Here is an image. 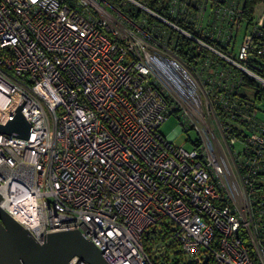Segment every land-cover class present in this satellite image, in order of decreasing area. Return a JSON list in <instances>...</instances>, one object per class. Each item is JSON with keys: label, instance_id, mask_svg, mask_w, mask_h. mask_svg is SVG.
<instances>
[{"label": "built area", "instance_id": "built-area-1", "mask_svg": "<svg viewBox=\"0 0 264 264\" xmlns=\"http://www.w3.org/2000/svg\"><path fill=\"white\" fill-rule=\"evenodd\" d=\"M243 12L0 0V123L21 103L31 122L0 132V206L39 243L80 229L110 264H264V27ZM172 114L190 149L160 132Z\"/></svg>", "mask_w": 264, "mask_h": 264}, {"label": "water", "instance_id": "water-1", "mask_svg": "<svg viewBox=\"0 0 264 264\" xmlns=\"http://www.w3.org/2000/svg\"><path fill=\"white\" fill-rule=\"evenodd\" d=\"M261 24L264 27V14ZM22 106L23 103L14 110L6 124L0 123V132L28 137L31 122L23 115ZM74 256L90 264H110L80 229L47 232L44 242L39 243L0 206V264H70Z\"/></svg>", "mask_w": 264, "mask_h": 264}, {"label": "rangeland", "instance_id": "rangeland-1", "mask_svg": "<svg viewBox=\"0 0 264 264\" xmlns=\"http://www.w3.org/2000/svg\"><path fill=\"white\" fill-rule=\"evenodd\" d=\"M253 19L255 21H261L262 16L264 14V0H261L259 3L256 4L255 10L253 13ZM246 28L248 30H246ZM251 26L247 27L246 24H242L239 26L238 34L237 32V49L239 48L240 44L242 43L243 36L245 32L250 31ZM181 119L179 116L172 114L161 126L160 132L163 133L166 137H171L173 142L177 145H184L185 148L190 149L193 144L192 141L196 140L199 137V134L195 128H191L187 131H184L180 128ZM190 138V139H189Z\"/></svg>", "mask_w": 264, "mask_h": 264}, {"label": "trees", "instance_id": "trees-1", "mask_svg": "<svg viewBox=\"0 0 264 264\" xmlns=\"http://www.w3.org/2000/svg\"><path fill=\"white\" fill-rule=\"evenodd\" d=\"M260 1L261 0H243V7H244L243 16L245 17V19L248 22L253 19V15H254L253 13L255 10V6ZM239 20H241V19H239ZM170 34H172L171 38L178 36L176 40H178L177 44L179 46L176 48V51H178V53L182 57L186 58V54H188L190 52V49L192 48L187 44V43H189V40L182 37V35H177V31L173 28H170ZM175 34L177 36H175ZM260 63L264 65V58L260 59ZM248 83L251 85L255 84V82L250 80V79H248ZM263 105H264V103H263ZM161 264H164V263H161ZM166 264H187V263L185 261H182V258L180 256H173L170 260L166 261Z\"/></svg>", "mask_w": 264, "mask_h": 264}]
</instances>
